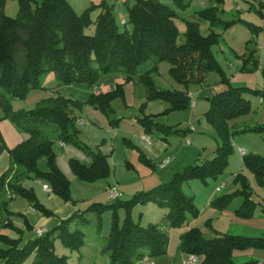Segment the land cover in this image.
<instances>
[{
    "label": "trees",
    "instance_id": "1",
    "mask_svg": "<svg viewBox=\"0 0 264 264\" xmlns=\"http://www.w3.org/2000/svg\"><path fill=\"white\" fill-rule=\"evenodd\" d=\"M179 7L185 6L184 0H174ZM221 1V0H220ZM19 11L12 18L5 14V0H0V106H4L9 116L18 125L25 127L29 139L15 149H8L0 138V154L8 151L11 154L13 168L3 175L0 182V193L3 191L5 179L9 175H18L22 169L24 178L35 175L50 183L51 192L70 200V181L56 164L53 151V141L44 138L41 127L54 123L60 132L62 141H73L77 144L78 131L74 127V116L67 110L66 102L42 101V106L25 112H12L11 100L24 97L32 88L39 87L43 75L53 72L58 79L66 84L87 82L94 84L102 73L120 71L127 72L131 78L137 68L150 59L169 61L173 65L176 79L182 83H203L210 72H218L228 88L214 95L211 99V108L207 112V120L217 130L222 144L216 149L212 159L202 164L189 165L182 172L174 175L168 183L145 193L135 195L131 200L107 206L92 205L86 212H77L72 218L62 221L56 227L47 230L43 235L25 241V231L13 223L8 209V201L0 206L5 217L0 218V242L6 248L0 249V264H23L31 255H35L33 264H67L65 257H60L54 249L56 239H62L66 245L80 248L85 242L84 232L72 227V222L78 225L88 222L89 212L99 217L107 207H130L136 203L154 201L169 208L167 218L171 227H180L184 224L188 210L196 211L193 198L182 191L184 182L192 179L207 181L221 177L233 152L231 122L239 117L249 115L253 108L251 101L244 97L245 93H258L248 87H234L225 76L223 69L217 62L213 47L221 42V35L214 30L208 35L202 34L197 23L186 22V41L177 43L179 35L176 24L177 13L159 0H137L129 7L128 20H125V29L121 30L111 6L102 2L92 5L86 11L77 14L68 0H18ZM259 12L264 16V4L260 5ZM102 9L95 21L96 31L93 35L86 33L93 21L91 13ZM200 16L208 20L211 27L222 23L217 7L208 8L199 12ZM234 22H225L229 27ZM131 25L132 29L127 28ZM248 55L239 56L243 59L242 72L261 69L264 76V65H260L255 52L247 44ZM140 81L147 90L150 100L157 99L169 104L166 111H187L191 106L189 95L161 90L153 85L149 73L140 76ZM122 92L121 86L115 91L93 94L90 103L111 115L114 109L112 100ZM137 118L144 133L152 136L156 132L162 133L167 140L169 133H176L175 128L157 123L152 115L145 114ZM114 121H118L117 119ZM264 136V124L245 128ZM135 147V146H134ZM93 162L85 165L72 160L75 174L82 180L94 182L105 178L110 173L108 157L100 153H92ZM47 158L50 165L49 172H41L37 162ZM141 158L149 163L145 153ZM245 165L255 174L258 181L264 185V156L248 154L244 156ZM243 184L244 189L234 195H243V203L238 213L245 218L254 215L257 204L252 199V190L245 176L237 174L234 178ZM23 181V180H22ZM12 194H21L27 197L32 206L45 215L52 212L41 205L33 191L27 190L21 184H9ZM231 196V195H230ZM229 202L228 196L221 198ZM218 200V204H220ZM26 226L33 230L31 224L25 220ZM111 234L105 245L104 252L109 256V264H138L146 257L159 259L168 252L169 237L157 225L143 227L127 219L120 226L114 218ZM14 229L20 233L19 239H14L2 233V229ZM180 250L186 255H195L199 264H239L235 260L236 252H245L252 249L264 248L263 237H248L215 232L213 238H206L198 227H193L182 235ZM153 261V260H152ZM241 264H259L257 261H248Z\"/></svg>",
    "mask_w": 264,
    "mask_h": 264
},
{
    "label": "rangeland",
    "instance_id": "2",
    "mask_svg": "<svg viewBox=\"0 0 264 264\" xmlns=\"http://www.w3.org/2000/svg\"><path fill=\"white\" fill-rule=\"evenodd\" d=\"M37 1L43 2V0ZM136 1L68 0L79 15L83 14L88 7L105 2L111 6V11L121 30L125 29L123 20H128L129 7ZM159 1L177 13L175 20L179 30L178 44H183L186 41L185 32L188 21L197 23L204 35H208L211 30H214L221 35V42L213 47V53L231 85L264 91V76L261 71L242 72L243 59L236 53L247 51L246 47L250 42L251 47L257 48L256 56L260 58V47L264 48V16L259 12V9H261L260 5L264 4V0H184L185 6L182 7L176 5L174 0ZM213 7H217L222 23L211 27L210 22L201 17L199 12ZM4 11L9 17H16L19 11L18 0H5ZM101 11L102 9H97L91 13L93 23L86 29L87 34L95 33V21ZM225 22L234 23L226 28ZM127 28L131 30L132 26L128 24ZM254 36H258L257 41ZM262 59H264V55ZM146 73L150 74L156 88L189 95L191 101L198 104L192 115L193 122H189V118L185 120L184 111L167 112L166 109L169 107L167 102L148 99L146 87L140 81V76ZM208 76L203 83L187 85L176 79L171 62L158 61L154 58L142 63L131 78L123 70L112 71L100 74L94 84L87 82L66 84L58 79L53 72H50L41 77L39 87L32 88L22 98L12 99L13 113L14 111L25 112L36 109L42 106L44 100L62 99L66 102L70 115L74 116V127L78 131L76 144L73 141H62L59 138L58 127L54 123H48L41 127L43 137L53 141L57 166L70 181V200H65L53 192H45L44 186L50 187V183L35 175L24 178L20 175L22 169L17 171L18 175H9L5 179L3 191L0 193V206L5 200L8 201V209L14 213L11 215V219L16 222L15 226L25 231L24 240L33 239L38 235L37 229L33 231L25 224L24 215L32 203L24 195L12 194L9 184H21L22 182L25 189L34 192L37 201L52 212L51 215H45L44 218L46 222L53 220L49 225V229H52L62 221L72 218L77 212H86L92 205L113 204L116 200L110 197V192L114 188L119 192V202H126L139 193H145L162 183L170 182L174 175L182 172L185 167L202 164L212 159L215 155L214 151L222 144V141L217 130L206 119L207 112L211 108V102L208 99L227 89L228 84L222 81L221 75L216 71L210 72ZM118 86H121L122 92L111 102V107L114 109L111 115H107L91 105L90 99L93 94L99 95L115 91ZM244 97L251 101L253 110L249 116L239 117L231 124H239L247 119H252L255 111H258L260 115L264 114V102L261 101V94L250 92L245 93ZM142 108L145 114L152 115L160 125L178 130L176 133H169L166 136L167 140H164L165 136L160 132L151 136V138H157L158 142H163L166 149L159 155L151 154L148 157L149 163L141 158V153L144 152L138 146L139 139L136 138V131L143 130L136 119L137 116L142 115ZM116 119L118 121H114ZM253 123L256 122L249 121L247 125H253ZM190 127L194 129L192 130ZM240 127L232 126L235 144L229 157V164L221 177L208 179L206 182L192 179L183 183L182 191L193 198L196 211L188 210L182 226L171 227L167 218L169 208L154 201L145 204L136 203L130 207H107L102 211L100 217L89 212L86 223L81 222L77 225L73 221L72 227L75 229L77 226L85 234L84 244L80 248H74L58 238L54 242L56 254L65 257L67 264H109V256L104 252V248L111 234L115 217L120 226L129 219L143 227L151 224L157 225L166 233H169L171 228L176 229L172 235L168 236L169 249L166 255H174L177 252L181 237L187 231L182 234L181 232L184 231L183 228L187 229L186 226L188 227L189 224L190 227L200 228L206 238L214 237L212 228L231 235L264 238V219L259 220L257 217L260 209L255 210L252 217L245 218L238 213V209L243 203V195H234L244 189L241 182L236 183L234 180L237 174H241L246 177L250 185L253 201L255 200L256 204V201H259L260 207H264V185L245 165L244 157L239 152L242 147L248 154L264 156V136L251 131L245 132ZM0 138L8 149H15L30 138L36 139L30 136L25 127L13 121L4 106H0ZM92 153L106 155L110 165L109 175L94 182L80 179L71 164L72 160H77L82 164L91 165L94 159ZM167 160H169L168 163L164 165ZM15 167L11 154L7 150L2 152L0 154V182L3 175ZM37 167L41 172L50 171V165L45 157L38 160ZM223 182L226 185L221 192H218L217 187L221 186ZM226 196H228L229 202L224 199L220 200ZM218 200H220V204H218ZM225 210L232 220L226 219V217L220 220L215 218L219 211ZM3 217H5L3 211L0 210V218ZM245 219H249L248 222L255 225L254 229L260 230L235 225L237 222H246ZM5 230L6 232L3 234L11 238L19 239L21 236L14 229L7 228ZM2 248H6V246L0 242V249ZM249 252L255 253L254 260L264 259V248L252 249ZM179 254L182 256L181 252ZM235 260L241 264L251 261L252 258L246 251L236 252ZM34 261L35 255L33 254L23 264H33ZM177 261L180 262L182 259L177 258Z\"/></svg>",
    "mask_w": 264,
    "mask_h": 264
},
{
    "label": "crops",
    "instance_id": "3",
    "mask_svg": "<svg viewBox=\"0 0 264 264\" xmlns=\"http://www.w3.org/2000/svg\"><path fill=\"white\" fill-rule=\"evenodd\" d=\"M259 36V35H258ZM258 36H254L255 37V40L257 39V37ZM257 41V40H256ZM256 43V42H255ZM251 45L252 44H250V49L251 50H253L254 52H255V57L258 59V61H259V63H260V65H264V59H262V56L264 55V52H263V49L264 48H262V46L260 47V49H261V55H260V58H258L257 56H256V54H257V48H255V47H251ZM237 53V56L239 57V56H245V58L247 57V55H248V50L246 51H244V52H241V53H239V52H236ZM260 71H261V69H259ZM262 73V72H261ZM209 77V76H208ZM207 77V78H208ZM207 80V79H206ZM205 80V81H206ZM204 81V82H205ZM264 92V91H263ZM210 99H208V101H209ZM264 100V94L262 95V98H261V101H263ZM264 102V101H263ZM198 107V104L195 102V101H192V103H191V106H190V110H187V111H184V114H185V120H187V118H189L188 119V121L189 122H193V120H192V115H193V112H195L194 111V109H196ZM187 114H190V115H187ZM250 115V114H249ZM248 115V116H249ZM141 116V115H140ZM139 116H137L136 117V119L138 118ZM256 122V123H253V125H247L248 124V122ZM264 124V114L263 115H260L259 114V112L258 111H255L254 112V114H253V118L252 119H247L246 121H243V122H241V123H234V124H231L233 127H238V126H241L240 128H241V130H244L245 128H249V127H253V126H256V125H263ZM190 129H194L193 127H190ZM115 133H116V131H114ZM116 136V135H115ZM141 137V138H140ZM136 138H138L139 139V142H138V146L143 150V152L145 153V155H147V157H149L151 154H156V155H159L162 151H164L165 149H166V147L164 146L165 144H163V142H158L157 141V138L156 139H154V138H151L150 136H148V135H146L145 133H143V130H139L138 129V132L136 131ZM154 139V140H153ZM63 144V143H62ZM232 144L234 145L235 144V141L232 139ZM240 149H243L242 147L240 148ZM240 149H239V152H240ZM216 151V150H215ZM214 151V152H215ZM247 153V152H246ZM240 154H241V152H240ZM241 156H245V155H242L241 154ZM235 178V177H234ZM225 182H223V184H224ZM220 186V185H219ZM218 186V187H219ZM217 187V188H218ZM235 189L237 188V187H234ZM43 190L45 191V192H47V193H51V192H48V191H46L44 188H43ZM10 196V195H9ZM8 196V197H9ZM255 201V200H254ZM257 202V204H258V207L256 208V211L257 210H259L260 209V212L258 213V218H259V220H262V219H264V218H262L263 217V215H264V207H260V205H261V203L259 202V201H256ZM30 207H31V209H30ZM28 209H27V211H26V215H24L25 216V220H27L32 226H33V231H35V229H45V230H50L49 228V225H50V223L51 222H53V220H50L49 222H48V220H47V222H46V220L44 219L45 218V216L42 214V212H40V211H38V210H36L34 207H32V206H30ZM228 210V209H227ZM227 210H225V211H219V214H216L215 215V218H217L218 220H220L221 218H223V219H225V217H226V219H230V220H232V218H230L229 216L230 215H228L227 214ZM217 211V210H216ZM215 211V212H216ZM255 214V213H254ZM246 220V222H237V224H235V225H237V226H241V227H251L253 230H260V229H254L255 228V225H252V224H250L248 221H249V219H245ZM244 220V221H245ZM13 221V220H12ZM46 222V223H45ZM13 223L15 224L16 222L15 221H13ZM43 224V225H40V224ZM39 224V225H38ZM191 225L189 224L188 225V227L186 226V228L187 229H185V228H183L184 229V231H182L181 232V234L183 233V232H186V231H188L190 228H193V227H190ZM210 226H211V224H210ZM257 228V227H256ZM182 229V230H183ZM261 230H263V229H261ZM176 231V229H172L171 228V230H170V232L169 233H167L168 234V236L171 234H173V232H175ZM5 233L6 232V230L5 229H2V233ZM212 232H213V234H214V236H215V232H218V233H223V231L221 232L219 229H216V228H212ZM205 236V235H204ZM249 237V236H248ZM169 249V248H168ZM249 251H251V250H248V251H246V252H248L249 253V255H250V258H252V260L251 261H257L259 264L261 263V262H264V259H262V260H254L253 258H255L256 257V255H255V253L254 252H252V253H250ZM181 252V250H180V248L178 247L177 248V252L173 255H166V256H163V257H161V258H159V259H152L153 260V262H154V264H193V263H190V255H186V254H184V253H182V256L179 254ZM177 258H180V259H182V261H180V262H178L177 261ZM198 258V257H197ZM151 259H149L148 257H146L145 259H144V261H152ZM200 263V260L199 259H197V261L194 263V264H199ZM138 264H141L140 262L138 263Z\"/></svg>",
    "mask_w": 264,
    "mask_h": 264
},
{
    "label": "built area",
    "instance_id": "4",
    "mask_svg": "<svg viewBox=\"0 0 264 264\" xmlns=\"http://www.w3.org/2000/svg\"><path fill=\"white\" fill-rule=\"evenodd\" d=\"M123 23H125V20H123ZM263 101H264V100H263ZM240 152H241L242 155H245V154H246V151H245L244 149H240ZM168 161H169V160H167V161L164 163V165L167 164ZM225 185H226V183H224V184H222L221 186H219V187L217 188L218 192H221ZM44 189H45L46 191H48V192H51L50 187L47 186V185L44 186ZM110 197H111L113 200H116V199L119 198V192L117 191V189H115V188L112 189V191L110 192ZM46 231H47V230L41 228V229H37V230H36V233H37L38 235H43ZM197 259H198L197 256H195V255H190V263H193V264H194V263L197 261ZM140 263H141V264H154L153 261H144V260L141 261ZM260 264H264V262H261Z\"/></svg>",
    "mask_w": 264,
    "mask_h": 264
}]
</instances>
